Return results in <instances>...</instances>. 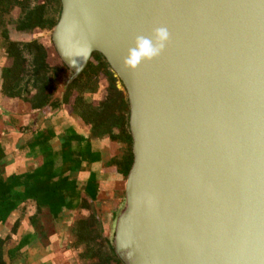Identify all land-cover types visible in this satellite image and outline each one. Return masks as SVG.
<instances>
[{
    "label": "water",
    "instance_id": "95a60500",
    "mask_svg": "<svg viewBox=\"0 0 264 264\" xmlns=\"http://www.w3.org/2000/svg\"><path fill=\"white\" fill-rule=\"evenodd\" d=\"M51 42L93 53L128 102L132 163L113 235L122 264H264V0H59ZM164 27L161 54L124 65Z\"/></svg>",
    "mask_w": 264,
    "mask_h": 264
},
{
    "label": "crops",
    "instance_id": "0c3cea01",
    "mask_svg": "<svg viewBox=\"0 0 264 264\" xmlns=\"http://www.w3.org/2000/svg\"><path fill=\"white\" fill-rule=\"evenodd\" d=\"M5 35L0 33V264H122L113 256V235L132 154L128 112L119 107L109 122L93 113L111 82L128 103L120 81L109 66L89 63L66 94L73 80L54 91L25 83L33 54L23 44L32 40L17 51V42ZM28 67L32 72V63ZM54 67L70 71L61 60ZM17 68H23L19 80Z\"/></svg>",
    "mask_w": 264,
    "mask_h": 264
},
{
    "label": "trees",
    "instance_id": "16d2710c",
    "mask_svg": "<svg viewBox=\"0 0 264 264\" xmlns=\"http://www.w3.org/2000/svg\"><path fill=\"white\" fill-rule=\"evenodd\" d=\"M27 1L29 0H0V17L7 9L11 8L13 4L19 5L21 8V11L25 12V15L20 20L18 27L19 28H29L32 29L34 27H48L49 29H52L55 25L57 19H52L49 16H47V10L44 8V4H36L32 9L26 10ZM13 2V3H12ZM26 10V11H25ZM1 25V22H0ZM13 47H15L18 51V43L12 44ZM23 47L28 48L29 51L33 54L32 56V80L35 83V85H39L41 89H44L45 87L49 88V81L47 78V73L49 71V68L47 66L46 62V52L43 46L39 45L36 41H31L28 43L23 44ZM98 54V53H93ZM92 54V55H93ZM102 59L103 57L98 54ZM17 57V59H21ZM104 64L108 66V64L103 59ZM90 62V60H89ZM89 62L87 66L84 68V70L81 72V74L76 77L67 87V90L65 92L69 93L70 90L75 86V83L81 79L87 72L89 67ZM18 63V62H17ZM23 71V68H17L15 72V80H19V74ZM125 107V110L128 112V103H124L123 101V94L120 90H118L114 83H110V86L108 88L107 97L104 100V102L101 104V107L99 110H93V113H96L97 118H100L101 120H106L109 122L114 117V110L119 109V107ZM129 142H130V151H131V136L129 133ZM132 163V154L130 159L129 167ZM113 256H115L113 251Z\"/></svg>",
    "mask_w": 264,
    "mask_h": 264
},
{
    "label": "rangeland",
    "instance_id": "374dc122",
    "mask_svg": "<svg viewBox=\"0 0 264 264\" xmlns=\"http://www.w3.org/2000/svg\"><path fill=\"white\" fill-rule=\"evenodd\" d=\"M21 1V0H19ZM26 10L32 9L36 4H44L45 10H47V16H49L52 19H57L60 13V2L59 0H29L27 1ZM21 7L19 5H16V8L14 11H10V13L5 14L3 19V24L0 25V33L6 34L5 36L12 37L13 40H15L18 44H22L25 41L32 40L38 42L39 45L45 46L48 48L50 55H48V62L51 66H48L49 71L47 73V78L49 81V87L54 90H60L61 86L65 84L66 80L68 79L70 75V71H67V69L63 72V74H60L57 69H55L54 64L60 62L59 57L57 56L54 47L51 42V31L52 29H49L48 27H34L32 29L29 28H19L18 24L20 20L25 15V12L21 11ZM25 10V11H26ZM6 20V21H4ZM30 59V58H28ZM26 61V64L28 66L31 64V60ZM91 65L103 63V59L98 54H93L90 58ZM90 65V66H91ZM27 66V65H26ZM26 67V72L23 75V80L25 83L32 80V72L30 71V67ZM26 90V89H25ZM27 91V90H26ZM103 91V92H102ZM102 93H106L108 91L102 90ZM114 262V260H113ZM113 264V263H112Z\"/></svg>",
    "mask_w": 264,
    "mask_h": 264
},
{
    "label": "clouds",
    "instance_id": "9594fccd",
    "mask_svg": "<svg viewBox=\"0 0 264 264\" xmlns=\"http://www.w3.org/2000/svg\"><path fill=\"white\" fill-rule=\"evenodd\" d=\"M169 39L168 30L164 27L155 29L153 38L138 36L135 46L128 50L124 65L129 70H135L142 62L152 61L158 57Z\"/></svg>",
    "mask_w": 264,
    "mask_h": 264
}]
</instances>
